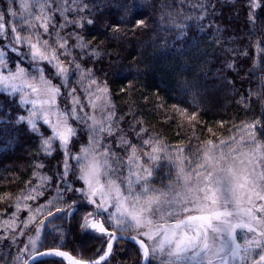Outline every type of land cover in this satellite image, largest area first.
I'll list each match as a JSON object with an SVG mask.
<instances>
[{"label":"trees","instance_id":"1","mask_svg":"<svg viewBox=\"0 0 264 264\" xmlns=\"http://www.w3.org/2000/svg\"><path fill=\"white\" fill-rule=\"evenodd\" d=\"M81 2L89 5L87 11L66 15L69 20L75 18L83 23V27L69 23L59 29L65 21L58 11L52 15L57 28L49 29L51 37L43 36L39 21L33 20V23L50 42L55 40L57 31L68 41L71 56H62V60L75 57L82 68L91 70L98 82H106L116 132L110 137L105 135L103 143L122 156L126 155L124 149L116 148L121 133L138 146L148 139L173 157L180 155L195 161L202 157L208 141L220 144L231 140L243 134V126L264 120V99H261L264 95V50L261 48L264 18H259L257 12L255 22L250 21L247 0ZM16 3L18 6L20 0ZM59 3L63 4L64 0ZM29 5L31 8V0ZM10 6L8 0H0V11ZM87 19L94 23H85ZM137 20L143 24L136 26ZM118 22L119 27H114ZM21 34L27 35V32ZM77 36L86 45L83 50L75 47ZM10 40L11 37L0 36V49H7L9 66L29 65L30 60L13 52ZM40 66L45 67L46 76L54 71L50 65ZM28 70L33 71L35 67ZM77 76L74 66L70 67L68 87H76L83 100ZM52 79L53 83L59 81L56 76ZM68 99L60 97L62 110L72 106L67 103ZM0 112L3 113L0 115V257L3 258L0 264H16L17 256L21 262L25 256L29 257L25 248L29 238L37 235L41 220L46 223L39 235L38 248L64 250L83 260L98 258L106 251V239L90 234L82 237V218L88 208L79 193L64 190L78 187L82 182L69 175L67 179L71 183H61L64 163L61 150L57 148L51 156L45 154L38 137L23 130L18 120L9 119L21 113L28 115V107L19 103L17 94L14 97L0 90ZM193 115L195 119H191ZM78 132L74 144L69 146L74 155L89 136L84 125H79ZM139 155L142 162L146 161L143 152ZM41 163L43 167L38 166ZM68 163L75 165L76 162L69 160ZM159 163L152 177L154 187L169 184V176L172 180L175 178L174 162L165 159ZM41 177L47 178L42 187ZM38 187L39 192L33 191ZM28 195L35 199H27ZM56 207L64 211L56 212ZM29 211L36 215V220L24 227ZM49 211L52 215H48ZM100 217L105 227L114 231L107 215ZM13 219L20 223L15 231L7 234L4 224ZM141 259L135 244L118 241L104 264H141ZM34 264L66 263L51 258Z\"/></svg>","mask_w":264,"mask_h":264},{"label":"snow or ice","instance_id":"2","mask_svg":"<svg viewBox=\"0 0 264 264\" xmlns=\"http://www.w3.org/2000/svg\"><path fill=\"white\" fill-rule=\"evenodd\" d=\"M8 3L11 6L0 11V36L11 37L13 52L31 62L27 66L10 67L5 55L7 49H0V86L14 97L20 93L19 103L31 106L27 116L21 113L9 119L18 120L23 130L38 137L45 154L51 156L57 148L61 150L64 157L61 183L70 184L69 175L82 182L78 187L64 190L79 193L96 210L82 218V237L87 238L88 229L107 237L106 251L92 260L73 259L62 250L45 251L37 248L32 238H29L31 249L26 247L25 252L33 254V259L55 256L68 260L69 264H102L111 255L117 239L116 232L97 218L99 213H108L118 231L135 233L129 238L139 245L144 264H154L158 256L167 258L161 260V264H229L230 261L234 264L237 260L241 264H264V120L243 126L239 140L226 145L221 141L224 147L216 150L209 147L195 161L180 155L173 157L148 139L138 146L121 133L116 148L124 149L126 155L122 156L102 143L105 135L110 137L116 132L106 82H98L91 70L82 68L75 57L67 61L61 59L71 56V50L59 31L52 42L43 38L51 37L50 28H57L52 18L57 11L65 21L59 29L69 23L83 27V23L75 18L69 20L66 14L85 12L89 5L81 0H64L63 4L59 0H31V8L36 9L32 12L26 0H20L18 6L16 0H8ZM247 3L251 22L257 19V12L259 18H264V0H247ZM124 7L127 9V5ZM88 15L91 16V12ZM33 20L40 22L38 27L43 29V36ZM84 22L94 23L92 19ZM142 24V20L136 21V26ZM114 27H119V22ZM22 31L27 35H22ZM77 41L75 47L83 50L86 47L83 40L77 36ZM261 48L264 50V45ZM40 65H50L54 71L46 76L45 67ZM33 66L35 70L29 71ZM72 66L78 73L79 91L88 98L87 107L93 113L98 109L99 117L85 111L76 87H68ZM53 76L59 78L57 83H53ZM65 88L67 91L62 92ZM61 96L69 98L70 108L60 109ZM99 100L103 103L97 104ZM40 120L43 124H38ZM79 125L87 126L90 139L88 146L74 155L69 146L79 134ZM207 143L212 145L213 142ZM225 148L231 151L225 152ZM140 152L146 161L142 162ZM161 152L165 155L158 154ZM165 159L179 161L173 164L176 178L172 180L169 176V184L154 187L153 173ZM69 160H75V165H69ZM38 166L43 167V164ZM46 182L47 178L41 177V187ZM33 191L39 192V187ZM26 198L35 199L31 195ZM19 207L17 205L18 211ZM55 211L64 209L56 207ZM43 223L41 220L40 224ZM27 226L25 223L24 227ZM237 230L251 234L245 236L243 244L238 242ZM16 264H22L20 256L16 257Z\"/></svg>","mask_w":264,"mask_h":264},{"label":"rangeland","instance_id":"3","mask_svg":"<svg viewBox=\"0 0 264 264\" xmlns=\"http://www.w3.org/2000/svg\"><path fill=\"white\" fill-rule=\"evenodd\" d=\"M26 2L27 3H29L30 4V0H26ZM35 67V66H34ZM29 71H32V70H29ZM34 71V70H33ZM92 88H95V85L94 86H91ZM0 90H3V91H7V92H9V90H7V89H5L4 87H2V86H0ZM17 95L20 97V93H17ZM96 95H99V96H102L103 94L102 93H97ZM82 98H83V100H81V102L85 105V111L86 112H88L89 114H95V115H97L98 117H99V115H100V113H99V110L97 109L96 111H95V113H93V110L90 108V107H87V105H88V98L86 97V95L83 93V96H81ZM96 103L97 104H101V103H103V101L102 100H99V101H96ZM25 106H27L28 107V113H29V111H30V108H31V106L30 105H25ZM59 107H60V109L62 110V108H61V106H60V104H59ZM81 115H83V113H81ZM38 122H42L43 123V121L42 120H40V121H38ZM84 126H86V125H84ZM86 128H87V126H86ZM88 130V129H87ZM243 135V134H242ZM241 135V136H242ZM241 136H239V137H235V138H233V139H231V140H226V141H223L224 142V144L226 145V144H229V143H231L234 139H236V140H239L240 139V137ZM88 139L86 140V142H85V145L84 146H82V148L83 147H86V146H88V143H89V139H90V137L88 136L87 137ZM246 140H248V137L247 136H245V141ZM243 142V141H242ZM102 143H103V141H102ZM209 147H211V148H213V150H216V149H218V148H221V147H224V145H222L221 143L220 144H212V145H209V146H207L204 150H203V152L207 149V148H209ZM81 148V149H82ZM225 150V152H227V151H231V149H228V148H225L224 149ZM203 152H202V154H203ZM175 156H177V155H175ZM174 156V157H175ZM174 163H179V161H173ZM173 170H175V178H176V168L173 166ZM175 178L173 179V180H175ZM83 201H84V205H86L87 206V208H88V212L89 211H93V212H95L96 210H95V208H94V206H92L91 204H89L88 202H87V200L84 198L83 199ZM257 203H261L260 201H257ZM31 210V209H30ZM109 211H113V209H110ZM30 212L31 211H29V214H30ZM87 212V213H88ZM107 215V221L110 223V225L113 227V229H114V231L115 232H118V230L115 228V226H114V224L112 223V221L108 218V213H99L98 214V216H97V218L98 219H100L101 220V217H100V215ZM87 215V214H86ZM29 217H32V219H29V218H27V224H29L30 223V221L31 222H34L35 220H36V215L34 214H30V216ZM7 222H14V223H5L4 224V229H5V232L7 233V234H9V233H11V232H13V228L16 230L17 228H18V225H19V223L20 222H18V220H11V221H7ZM45 221H44V223L41 225H39L38 226V228L37 229H39V233L36 235V236H34L32 239L33 240H35L36 241V247L38 248V240H39V238H40V234H41V232H42V230L44 229V226H45ZM88 234H90V235H92V236H96V237H98V238H103L104 236H102L101 234H99V233H97L95 230H93V229H88ZM133 234H135V233H133ZM246 235H251V234H247V233H245V232H242L241 230H237V239H238V242L239 243H241V244H243V240H244V238H245V236ZM20 236V235H19ZM106 240H107V237H104ZM137 246V245H136ZM138 248H139V246H137ZM27 248H29V249H31V245H30V243L28 244V247ZM139 251H140V254H141V258H142V251L139 249ZM27 255H32L30 252L29 253H26ZM165 259H167L166 257H157V258H155V260H154V264H161V260H165ZM143 259H141V261H142ZM229 264H233V262L232 261H230L229 262ZM234 264H241V262L239 261V260H237V261H235L234 262Z\"/></svg>","mask_w":264,"mask_h":264},{"label":"water","instance_id":"4","mask_svg":"<svg viewBox=\"0 0 264 264\" xmlns=\"http://www.w3.org/2000/svg\"><path fill=\"white\" fill-rule=\"evenodd\" d=\"M72 211H73V210H71L70 213H72ZM101 222H102V220H101ZM102 223H103V222H102ZM97 233H98V232H97ZM99 234H100V233H99ZM116 235H117V239L113 242V250H114L115 245H116V243H117L118 241H125V242H129V243L135 244V243H134L133 241H131V239L129 238L130 235H126V234H122V233H117V232H116ZM135 245H137V244H135ZM137 246H139V245H137ZM48 250H59V249H47V250H45V251H48ZM113 250H112V253H113ZM62 251H64V250H62ZM112 253H111V255H112ZM32 255H33V254H32ZM32 255H30L26 260L23 259V260H22V264H34V263H36V262H38V261H40V260L51 259V258L60 259V260L64 261L66 264H69V261H68V260H66V259H64V258H61V257H55V256H43V257H40V258H37V259H33V258H32ZM70 255H71V254H70ZM111 255H110V256H111ZM71 256H72V255H71ZM110 256H109V258H110ZM72 257H73V259H78V258H76V257H74V256H72ZM109 258H108L106 261H108ZM106 261H103L102 264H104ZM141 264H144V261H143V260H142Z\"/></svg>","mask_w":264,"mask_h":264}]
</instances>
